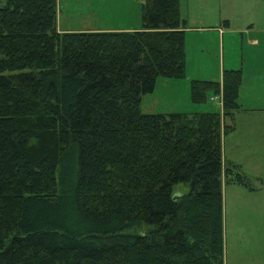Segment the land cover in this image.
<instances>
[{"label":"trees","instance_id":"1","mask_svg":"<svg viewBox=\"0 0 264 264\" xmlns=\"http://www.w3.org/2000/svg\"><path fill=\"white\" fill-rule=\"evenodd\" d=\"M138 1V31L61 34L57 0H0V264H224L223 184L253 190L223 160L243 73L191 82L223 115L143 113L185 78L187 24Z\"/></svg>","mask_w":264,"mask_h":264},{"label":"rangeland","instance_id":"2","mask_svg":"<svg viewBox=\"0 0 264 264\" xmlns=\"http://www.w3.org/2000/svg\"><path fill=\"white\" fill-rule=\"evenodd\" d=\"M57 2V30L61 34L127 28L134 29L128 32H135L142 29L141 3L138 0ZM181 10L189 29L185 43V78L159 77L154 92L143 98V113L219 112L223 115L222 95H211L210 98L216 99L214 102L208 98L203 104H194L191 99L192 80L189 84L185 80L193 72L202 78L220 81L224 70L241 68L243 53L247 68L250 64L247 69L250 73H245L246 88L240 89L238 101L248 109L264 110V0H181ZM252 22L256 29L253 37L260 43L256 48L247 44L246 34L242 39V34ZM196 27H221L232 32L225 35L222 50L223 42L218 34L206 30L194 32L192 29ZM227 124H235L236 129L223 134V157L228 164L241 167L253 190L223 184L224 264H264V115L248 118L236 115L232 120L223 119V127ZM189 191V186L179 184L174 187V197ZM143 230L146 232V228Z\"/></svg>","mask_w":264,"mask_h":264},{"label":"crops","instance_id":"3","mask_svg":"<svg viewBox=\"0 0 264 264\" xmlns=\"http://www.w3.org/2000/svg\"><path fill=\"white\" fill-rule=\"evenodd\" d=\"M183 18L185 19V21H186V24L188 25V22H187V20H186V18L184 17V15H183ZM254 20V19H253ZM226 26H229V24L228 23H226ZM189 29L187 28V26H186V28H185V31H186V34L188 33L187 31H188ZM194 32H198L199 31V33H201V32H203V31H212V32H215L216 34H218L219 35V38L221 39V41L223 42L222 44V50H224V39H225V35H227L228 34V32H232V30H229L228 28H226V29H224V28H221V27H209V28H200V27H196V28H193L192 29ZM106 31H120V32H128V31H134V29H129V28H127V29H121V30H117V29H113V30H96V31H86V32H106ZM256 32V29H255V26H254V22H252V24L250 25V27H249V29H247V30H245V33L244 32H242V33H244V34H242L243 36H242V39H243V37L245 36V34L247 35L246 36V39H247V44L250 46V48H256V47H259L260 46V43H259V40H258V38H254L253 37V34ZM222 60H223V67H224V69H226L225 68V61H224V56L222 57ZM246 63H247V61L245 60V58H244V53H243V57H242V61H241V68H236V67H232V68H229L228 70H241L242 71V73H243V83H242V86H241V91L244 89V88H246L245 86H246V83H244V81H247V79L245 78V73H250V72H247V69H249V66H250V64H249V66H248V68H247V65H246ZM252 66H254V64L252 63ZM225 71V70H224ZM223 71V72H224ZM190 80H210V79H207V78H202V77H200V75H197V74H193V72L192 73H190L189 74V78L188 79H186L185 80V82H187L188 84L190 83ZM213 80V79H212ZM222 80V79H221ZM220 80V81H221ZM184 87H185V90H187V85L185 84L184 85ZM242 87H243V89H242ZM155 88H156V86H155ZM214 102V101H213ZM142 104H143V101H142ZM240 105H241V109L239 110V111H237L236 112V114H235V116L236 115H239L240 117H242V116H244L245 118H248V116H250V117H256V116H259V115H264V110H261V109H248V108H246V106L244 105V104H241L240 103ZM141 108H142V106H141ZM149 111H151V110H149ZM171 113H173V112H171ZM159 114H170V112H161V113H159ZM235 129H236V126H235ZM223 156H224V154H223ZM223 159H224V163L225 164H228V161L226 160V158L225 157H223ZM229 164H231V165H233L232 163H230L229 162ZM241 168V167H240ZM226 185V183L224 184V186ZM224 186H223V193H224Z\"/></svg>","mask_w":264,"mask_h":264},{"label":"built area","instance_id":"4","mask_svg":"<svg viewBox=\"0 0 264 264\" xmlns=\"http://www.w3.org/2000/svg\"><path fill=\"white\" fill-rule=\"evenodd\" d=\"M210 99H211L212 102L216 100L214 97H212V98H210Z\"/></svg>","mask_w":264,"mask_h":264},{"label":"water","instance_id":"5","mask_svg":"<svg viewBox=\"0 0 264 264\" xmlns=\"http://www.w3.org/2000/svg\"><path fill=\"white\" fill-rule=\"evenodd\" d=\"M175 198H177V197H175Z\"/></svg>","mask_w":264,"mask_h":264}]
</instances>
